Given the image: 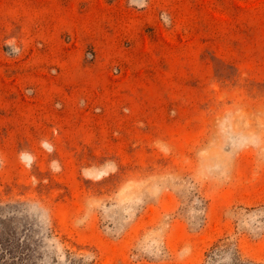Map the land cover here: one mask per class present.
Wrapping results in <instances>:
<instances>
[{"label":"rangeland","instance_id":"rangeland-1","mask_svg":"<svg viewBox=\"0 0 264 264\" xmlns=\"http://www.w3.org/2000/svg\"><path fill=\"white\" fill-rule=\"evenodd\" d=\"M0 264H264V0H0Z\"/></svg>","mask_w":264,"mask_h":264}]
</instances>
